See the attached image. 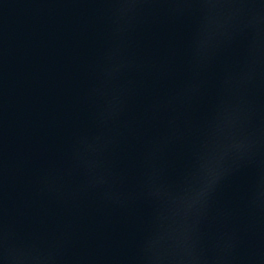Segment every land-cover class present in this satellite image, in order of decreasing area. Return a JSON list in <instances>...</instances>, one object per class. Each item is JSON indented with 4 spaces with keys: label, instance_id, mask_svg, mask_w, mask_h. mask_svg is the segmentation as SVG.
<instances>
[{
    "label": "water",
    "instance_id": "1",
    "mask_svg": "<svg viewBox=\"0 0 264 264\" xmlns=\"http://www.w3.org/2000/svg\"><path fill=\"white\" fill-rule=\"evenodd\" d=\"M0 264H264V0H0Z\"/></svg>",
    "mask_w": 264,
    "mask_h": 264
}]
</instances>
